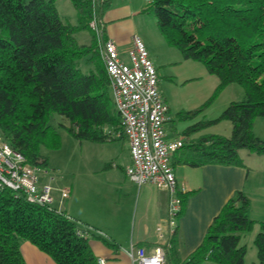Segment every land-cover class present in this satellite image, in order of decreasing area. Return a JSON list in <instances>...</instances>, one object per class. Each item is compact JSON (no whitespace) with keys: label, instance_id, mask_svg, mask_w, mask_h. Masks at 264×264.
<instances>
[{"label":"trees","instance_id":"1","mask_svg":"<svg viewBox=\"0 0 264 264\" xmlns=\"http://www.w3.org/2000/svg\"><path fill=\"white\" fill-rule=\"evenodd\" d=\"M55 1L0 0V136L38 168L47 164L42 149L60 145L59 134L48 124L51 115L64 117L68 125L60 126L78 141L111 140L105 129L119 127L96 38L88 26L93 14L102 16L109 0H70L75 24L61 21ZM146 2L142 12L153 14L167 44L183 60L202 62L218 78L209 101L232 83L240 85L244 93L219 117L201 120L184 132L188 135L228 120L229 136L200 135L176 150L170 162L176 157V162L190 167L243 166L239 149L264 154V140L253 132L255 118L264 117V0ZM83 29L91 34L89 44H79L75 38ZM82 60L90 65L87 73L79 69ZM201 110L180 111L176 116L189 120ZM191 194L178 193L181 210ZM248 208L247 196L236 191L182 262L176 256L175 237H171L168 263L243 264L246 247L240 245V239L257 224L254 264H264V222L252 220ZM78 229L63 212L29 203L22 193L0 189V264H25L20 252L25 241L56 264H99L88 234L79 236Z\"/></svg>","mask_w":264,"mask_h":264},{"label":"crops","instance_id":"2","mask_svg":"<svg viewBox=\"0 0 264 264\" xmlns=\"http://www.w3.org/2000/svg\"><path fill=\"white\" fill-rule=\"evenodd\" d=\"M143 4L144 0H109L101 21L105 37L112 39L121 50L130 47L133 35L140 37L154 65L159 58L150 52L151 42L144 28L145 19L141 17ZM55 6L57 9L56 3ZM196 118L190 119L193 123L189 125L175 124L167 106L165 141L180 139L184 147L200 135L211 134L208 131L210 126L184 134L186 128L199 122ZM261 122L264 131V121ZM108 130L111 129L106 128L105 132ZM254 134L264 139L261 134ZM98 143L104 146L103 158L92 164L93 171L84 185L74 180L49 185L55 196L54 207L68 215L81 230L87 231L93 254L105 264H132L127 254L131 245L150 252L156 245L155 230L159 225L166 235L172 232L177 259L184 261L202 241L212 218L236 191H241L249 199L248 216L256 222H264V154L241 152L250 161L243 162V166L207 164L190 167L176 162L173 157L171 167L177 186L183 187V194H192L187 197L174 227H171L167 224L168 193L149 183L137 186L127 178L124 169L130 164V154L126 139L120 137ZM64 187L70 189V194L61 199L59 190ZM258 231L256 224L251 231L252 239ZM243 236L240 245L245 246ZM20 252L25 264H56L27 241L21 242ZM201 264L215 263L204 261Z\"/></svg>","mask_w":264,"mask_h":264},{"label":"built area","instance_id":"3","mask_svg":"<svg viewBox=\"0 0 264 264\" xmlns=\"http://www.w3.org/2000/svg\"><path fill=\"white\" fill-rule=\"evenodd\" d=\"M88 26L95 35L112 103L119 117L118 129L108 130L107 139H126L130 164L124 172L131 182L137 186L149 183L168 193L167 224L174 227L181 210L178 193H183L184 189L177 186L170 160L172 154L183 146V141L167 142L164 139L167 105L158 90L156 69L140 37L133 35L130 47L121 50L112 39L103 36L101 17L93 14ZM37 171L38 167L28 163L0 136V189L22 193L29 203L62 212L54 207L53 188L38 183ZM69 194L68 187L59 190L61 199L68 198ZM76 234L84 236L87 231L78 229ZM155 235L157 242L150 252L130 246L127 254L132 264H169L167 251L172 232L166 235L159 225ZM98 262L105 264L101 258Z\"/></svg>","mask_w":264,"mask_h":264},{"label":"rangeland","instance_id":"4","mask_svg":"<svg viewBox=\"0 0 264 264\" xmlns=\"http://www.w3.org/2000/svg\"><path fill=\"white\" fill-rule=\"evenodd\" d=\"M55 3L61 21L75 24L76 12L70 0H56ZM146 3L144 0L143 8ZM141 17L145 19L144 28H146L151 42L150 52L156 53L159 58L158 61L153 62L158 78V90L167 103L169 114L174 117L175 124L189 125L193 123L190 119H178L176 115L180 111L196 110L202 107V110L196 115V120H213L221 115L231 101L242 99L244 94L242 87L232 83L225 86L209 101L218 84V78L213 74H209L202 62L189 59L183 60L180 52L175 47L167 44L163 35L159 32L151 12L143 11ZM75 38L79 44H89L91 34L88 30L83 29L75 33ZM89 67L90 65L83 60L79 64L82 73H87ZM254 121V133L261 134L260 136L264 138L261 122L264 121V117H257ZM48 124L54 127L59 134L60 145L56 149H42L41 153L47 158V164L38 168V183L54 186L56 184L60 185L64 181L74 180L79 185H84L89 174L93 171L92 164L102 160V147L104 146L97 142L78 141L73 138L60 126V124L68 125V121L60 115H51ZM208 131L212 132L211 134L227 137L231 132V124L228 120H220L211 125ZM241 152L247 154L249 152L245 149L238 150L242 163H249L250 161ZM252 233L244 234L245 238L242 241L247 249L244 264H254L256 262V249L253 244L255 235L252 239Z\"/></svg>","mask_w":264,"mask_h":264}]
</instances>
